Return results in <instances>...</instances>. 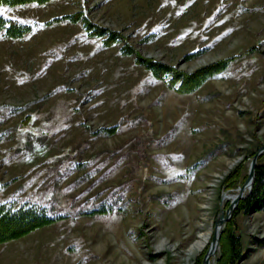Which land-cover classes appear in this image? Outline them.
I'll return each mask as SVG.
<instances>
[{
  "label": "rangeland",
  "instance_id": "obj_1",
  "mask_svg": "<svg viewBox=\"0 0 264 264\" xmlns=\"http://www.w3.org/2000/svg\"><path fill=\"white\" fill-rule=\"evenodd\" d=\"M81 8L181 70L229 63L176 92L81 24H43ZM5 11L39 25L0 37V105L29 103L0 115V201L68 215L0 244V264H201L220 200L240 185L226 188V176L237 168L241 182L264 142V0H51ZM103 125L117 131L93 133ZM103 200L124 212H84ZM234 212L235 264H264V205ZM199 232L211 239L184 262ZM220 250L219 241L211 264Z\"/></svg>",
  "mask_w": 264,
  "mask_h": 264
},
{
  "label": "trees",
  "instance_id": "obj_2",
  "mask_svg": "<svg viewBox=\"0 0 264 264\" xmlns=\"http://www.w3.org/2000/svg\"><path fill=\"white\" fill-rule=\"evenodd\" d=\"M51 0H0V37L7 39H20L28 36L39 25L37 20H27L19 16L9 15L5 10L17 6L30 4H45ZM57 22H75L81 24L85 35L97 38L104 46L118 45L120 53L132 56L135 63L142 65L149 70L151 75L161 80L167 87L179 93H188L197 90L204 82L214 76L219 69L224 68L229 63V58L218 60L191 72L178 68L176 64L166 63L159 59L142 55L131 43L127 41V36L120 29L99 24L87 15L86 10L81 8L73 12H65L54 15L43 24L51 25ZM199 51H192L185 57H190ZM29 107V103L24 104H2L0 105V115H13ZM117 131L115 125L100 126L94 129L96 135H110ZM260 160L255 165L253 184L247 195L240 199L235 214L240 211L248 212L257 210L264 205V152L260 154ZM263 158V159H262ZM197 161L193 162L187 169L198 167ZM186 169V170H187ZM236 168L231 174L226 176V188H231L241 184L246 178L242 176V181ZM159 197L160 195H155ZM160 198V197H159ZM125 204L115 206L113 202L103 200L96 205L87 208V213L105 214L111 212H124ZM68 214L57 211L50 205L38 201H23L15 199H5L0 201V244L12 239L23 237L29 232L53 224L65 219ZM240 236L235 231V222L230 218L220 236V255L216 264H235L243 255Z\"/></svg>",
  "mask_w": 264,
  "mask_h": 264
},
{
  "label": "water",
  "instance_id": "obj_3",
  "mask_svg": "<svg viewBox=\"0 0 264 264\" xmlns=\"http://www.w3.org/2000/svg\"><path fill=\"white\" fill-rule=\"evenodd\" d=\"M264 151V142L258 146L256 151L254 152L249 167L247 171V176L245 180L242 182V184L238 185L237 187V192L234 193V196L229 198L230 201L228 203V206L225 207L224 200L221 199L219 203V208L217 212V216L214 220V227L215 229L218 228V234L213 235L212 237V242L214 248L208 247L206 252L204 253L202 257L201 264H207L209 260L211 259V256L215 253L216 248L219 246V241H220V235L224 227V223L230 218L232 215L233 211L235 210L238 202L240 199L244 198L247 193L250 191L251 186L253 184L254 180V174H255V165L257 163V157L259 156L260 153ZM248 184V191L246 192L245 187Z\"/></svg>",
  "mask_w": 264,
  "mask_h": 264
},
{
  "label": "bare ground",
  "instance_id": "obj_4",
  "mask_svg": "<svg viewBox=\"0 0 264 264\" xmlns=\"http://www.w3.org/2000/svg\"><path fill=\"white\" fill-rule=\"evenodd\" d=\"M248 189V184L245 187V190ZM234 196V193H225L222 198L225 199H229L231 197ZM218 234V228L215 231V235ZM209 239H211L210 233H205V232H199L196 235V238H194L192 241L188 242L186 244V247L184 249V255H185V259L184 262H187L191 259V257L195 254H197L199 251H202L206 245H208L209 243ZM211 248H214L213 243H211ZM209 246V247H210ZM207 264H211V259L209 260V262Z\"/></svg>",
  "mask_w": 264,
  "mask_h": 264
}]
</instances>
